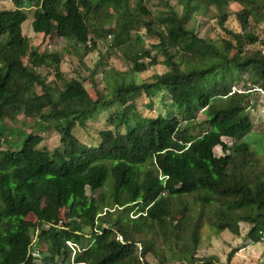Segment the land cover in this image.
<instances>
[{
    "label": "trees",
    "instance_id": "16d2710c",
    "mask_svg": "<svg viewBox=\"0 0 264 264\" xmlns=\"http://www.w3.org/2000/svg\"><path fill=\"white\" fill-rule=\"evenodd\" d=\"M24 1L0 10V121L21 114L31 128L17 131L16 140L4 136L0 149V264H148L150 251L160 253L161 264L172 257L219 264L215 255L195 256L203 224L238 234L239 223H247L246 237L264 242V144L250 145L246 113L250 95L264 90V53L249 47L258 41L264 0H157L155 14L142 0L134 7L129 0H27L35 33L80 45L83 55L107 36L124 51L130 74L111 79L104 101L90 96L84 83L94 86L92 79L72 77L62 88L46 82L38 68L53 64L60 78L61 56L38 50L22 33ZM231 2L239 5L233 12L239 30L224 26ZM213 9L227 36L201 37L187 27L193 15ZM141 24L155 35L152 47L167 69L136 82L133 73L157 62L143 45L125 48ZM110 71L102 70L105 79ZM162 90L175 115H140L136 98ZM111 99L120 104L109 118L115 128L100 131L98 145L84 144L73 129ZM198 112L205 119L196 125ZM203 124L205 131L192 134ZM34 130L57 131L61 147L38 148Z\"/></svg>",
    "mask_w": 264,
    "mask_h": 264
},
{
    "label": "rangeland",
    "instance_id": "374dc122",
    "mask_svg": "<svg viewBox=\"0 0 264 264\" xmlns=\"http://www.w3.org/2000/svg\"><path fill=\"white\" fill-rule=\"evenodd\" d=\"M137 0H129V6L134 7ZM173 1V0H172ZM174 2V1H173ZM142 3L150 10H157L159 3L157 0H142ZM26 8L27 19L23 22L22 33L28 37L31 45L37 46L38 50H45L47 52H57L61 56V62L59 66L60 78L55 75L54 65H43L38 68V71L51 85H56L58 88H62L65 81L77 77L79 79H92L95 81V85H91L87 81L84 83L88 89L90 96L98 97L100 100L110 99L108 84L115 76H124L130 74V63L126 58L124 51L120 48L112 46V37L107 36L106 39H97V48L83 55V47L75 46L72 42L67 41L64 38L52 35L47 36L42 33H35L32 29L31 21L33 19L34 8L24 1L22 5ZM14 7V0H0L1 9H11ZM180 10V7H177ZM239 9V5L235 2L229 3L226 8V12L229 13L228 18L224 22V26L234 30H239V24L236 21L233 12ZM153 13V12H152ZM155 14V12L153 13ZM215 9L212 12H208L207 15L195 14L188 21L187 27L194 29V31L201 37L217 38L219 36H227L222 28L218 26L216 22L217 17ZM138 16V15H135ZM143 21L149 20L148 15L141 14ZM106 27V25H104ZM107 28V27H106ZM254 33L258 37V41L250 48L260 49L264 53V21L254 28ZM92 35V34H91ZM132 39L131 42L125 47L134 51L135 48L141 47L151 50V55L155 56L157 62L147 69L141 72L133 73V77L136 82H142L144 80H152V77L156 74H161L166 71L167 64L165 63L163 55L157 48H153L152 45L157 42L155 35H150L146 28L141 24L137 30H132L130 33ZM136 36H140V40L136 39ZM229 37V36H228ZM132 51V52H133ZM150 60L149 57H142L139 59L142 63H147ZM96 65V70L92 73L91 68ZM106 69L110 71L106 79L103 77L102 70ZM234 88H243L242 85H236ZM37 93H42L41 87L35 85ZM99 93V95H98ZM249 99L250 105L246 109V113L252 122V134L253 137H249L250 145L258 147L261 143L264 144V90L257 89L254 91ZM111 104L108 106L99 107L93 116L85 120L84 126H76L73 129L74 135L84 144L98 145L100 141V131L104 129H114L115 126L110 121V116L114 112L119 110V102L115 99H111ZM150 104V105H149ZM136 110L142 116L154 117L158 114L166 117H172L174 111L171 107L169 93L165 90L155 93L151 97L140 95L136 98ZM205 119L202 112H198L196 118L192 121L198 125ZM25 119L20 114L14 121L9 119H3L0 121V128H3V134L0 136V149L6 148L7 144L4 141V136L11 140H16L20 137V133H29L31 128ZM208 127L206 124L198 126L197 129L191 130L192 134L199 135L205 131ZM122 131H124L121 128ZM17 131L20 133H17ZM1 132V130H0ZM33 132V131H32ZM34 134L40 135L41 139L37 144L38 148H44L52 152L56 148L61 147L59 140V134L54 130H47L45 132H35ZM222 140L231 145L233 140L228 137H222ZM223 153L221 146L214 147V154L221 155ZM88 196H96V192L91 193L89 188H86ZM135 209H133L130 215L133 216ZM64 210L61 209L60 216L63 219ZM29 220H35L32 214L26 217ZM249 230L247 223H239L238 234H233L228 230L221 232H215L207 225L203 224L200 227V243L197 247L195 256H209L215 255L218 258L219 264H264V242H256L246 237ZM43 248L46 246L43 240H37ZM36 243V244H37ZM162 244H160L161 246ZM166 253L169 252L166 250ZM36 254V253H35ZM230 254V258L228 256ZM168 256V255H167ZM146 260L148 264H161L162 258L160 253L156 251H150ZM35 264H41L39 259L35 260ZM164 264H180V260L172 257L168 258Z\"/></svg>",
    "mask_w": 264,
    "mask_h": 264
}]
</instances>
